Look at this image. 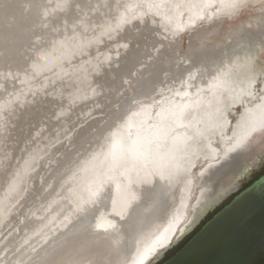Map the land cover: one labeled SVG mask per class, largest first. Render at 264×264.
Returning <instances> with one entry per match:
<instances>
[{"label": "bare ground", "instance_id": "obj_1", "mask_svg": "<svg viewBox=\"0 0 264 264\" xmlns=\"http://www.w3.org/2000/svg\"><path fill=\"white\" fill-rule=\"evenodd\" d=\"M228 38L261 74L264 0H0V86L29 91L0 109V264H141L187 196L177 238L206 179L264 135V108L230 120L239 83L212 67ZM186 58L201 71L182 87Z\"/></svg>", "mask_w": 264, "mask_h": 264}, {"label": "rangeland", "instance_id": "obj_2", "mask_svg": "<svg viewBox=\"0 0 264 264\" xmlns=\"http://www.w3.org/2000/svg\"><path fill=\"white\" fill-rule=\"evenodd\" d=\"M125 4H126V2L120 1L118 3V7H117L118 10H121V8ZM220 7H221L220 4L218 2H216V4H212L210 6V9L214 12V14L218 15V13L220 12V10H219ZM206 13H207L206 14L207 17L205 19L204 18L201 19V22L202 21L205 22L204 27H202L200 24H197V26L194 27L193 29H195L196 31H199L200 29H206L207 30L209 28L208 26L211 24L210 15H209L208 11ZM118 15H119L118 13H115V15L114 14H111V15L108 14V15H102V16L100 15L99 21L101 23H105V22H108L109 20L115 19ZM97 23L99 25V22H97ZM105 25H107V24H105ZM107 27H110V26H107ZM190 31H191V29L188 27L183 32V36H182L183 39H181L182 43H180V48L179 49L177 48V50L174 51V54H177L178 52L180 54L186 53V48H187L188 41H189ZM103 33H104V31L102 29H100L99 27H97L96 29H93L92 33H88L86 35L87 37L90 38L88 43H92L95 38H98L99 35H101ZM36 35H38V34H36ZM77 35H78V33H77ZM79 36H81V35H79ZM200 36L201 35L198 34L199 39L201 38ZM186 38H187V40H186ZM186 41H187V43H186ZM233 43H234V40H232L231 38H228L227 39V45L224 47L223 50L216 48L219 55H218V58L216 60H214V64L212 65V67L215 71V75H216V77H218L219 80H223L224 78L228 77L229 79H232L233 81H236L237 83H239L238 89L236 90V95L237 96L243 95V97L241 99L242 102L240 101L241 103L239 102L237 104H231L230 105V107H231L230 120L232 123L236 122V120L241 115V112L244 110L250 111V110L256 109L257 107L260 109L264 108V70L262 71L261 74L260 73L259 74L254 73L253 75L250 74V72L246 66L247 61H248L247 58H243V57L240 58L237 55L235 56V53H233L230 50L231 47L233 46ZM36 46L37 45H35V47ZM40 51H44V50L41 49ZM48 52H50L48 55H50L51 58L47 57ZM45 53H44V55L48 59L49 58L51 60L54 59L56 57V56H54L56 54V46L53 47L52 52L48 51L46 49ZM261 56L264 59V51H262L261 55L258 57V60L261 59ZM181 61H184V63L187 61V65H184V67H183L184 78L182 80H180V78H179L178 84L182 87H185V86H188L191 81L197 79L198 74L201 71V64L197 60L188 59V58H186V61H185V59H182ZM262 63H264V60ZM32 65H33V67H35L37 64L32 63ZM177 69H178V71H181V68H177ZM0 87L2 89L1 90V92H2L1 98H0V109L3 108V105L4 106L15 105L17 100H18V102H22L25 94H28V92H29V91L28 92L26 91V93H24L19 89L9 90L8 89L9 84H6V83H3V84L1 83ZM32 92H33V90H32ZM43 114H44L43 111L40 109L39 111H37V113L33 114L30 118H26L23 121H25V123L29 127H45L47 125L48 121H44V118L42 116ZM34 119L37 121H35ZM79 123L82 125L83 121H81ZM263 124H264V122H262L261 126ZM81 125H79L78 128ZM227 131H228L227 132L228 135L231 136L232 128L229 127ZM249 140L251 141V145L248 146V141L244 142L240 146L241 148L239 147V149H238L239 151H237V153L234 156H232V158L227 162L228 166L226 165L225 168H220L216 172H213L210 175L211 177L209 176L210 180L207 178L208 179V181H207V179H206L204 186L202 187V196L200 197L201 199H204L203 203L206 204L205 206H207V205L211 204L213 201H215L217 196H213V194H214L213 191L215 192V190H216V193L219 195V193L231 189L232 188L231 187L232 186V178L231 177H233V178L235 177L232 174H236L237 172L241 171V169L244 168L243 166L247 167V169L249 167H251L252 166L251 163L253 162V159L259 157L260 154L263 152V150H264V135L262 137H259L257 134L251 135V137H249ZM249 147L251 149H249ZM248 153H251L250 155L252 156V158H249L248 162L246 163L244 161L243 155L248 154ZM258 161H260V162L256 167H257V170H259V171L254 173L251 176V178L248 179L247 181L245 179H247L246 177L250 176V175H248L250 173L248 172L247 174H245L239 180L240 190L236 194H238L239 192H241L242 190L247 188L256 179H258L259 177H261L264 174V156H262L261 159L257 160L256 162H258ZM242 164H246V165H242ZM231 168H232V171L229 172V175L220 179V177L223 174H225L227 170H230ZM219 170H220V172H219ZM214 173L216 176L214 175ZM208 187H209V189H207ZM215 187H216V189H215ZM203 190H205V191H203ZM236 194L229 196L228 200H226L223 204H221L220 209H222L230 201V199L232 197H234ZM186 200H187V196H186V199L184 196L182 198V201H181L179 207H178V211L175 214L174 220H172L169 227L165 229V231L163 233L164 236H161V239L158 242L159 244L157 243L158 247H162V246L166 245L167 243H169L171 234L174 232L178 221L185 216ZM220 209L217 211H212L206 217H204V219H202V221L200 222L198 227L196 226V230H198L203 224H205L207 221H209L216 213H218L220 211ZM190 210L191 209L189 208V211ZM182 214H184V215H182ZM191 236H192V233L188 234V236L185 239H182L176 246H174L170 250H168V252L165 253L164 257L160 261H158L156 264H161L162 262L167 260L169 257H171L173 254H175L186 243V241ZM163 240H165V241H163ZM160 241H162V242H160Z\"/></svg>", "mask_w": 264, "mask_h": 264}, {"label": "water", "instance_id": "obj_3", "mask_svg": "<svg viewBox=\"0 0 264 264\" xmlns=\"http://www.w3.org/2000/svg\"><path fill=\"white\" fill-rule=\"evenodd\" d=\"M250 154L242 156L246 163L252 158ZM258 158L253 159L252 166ZM243 167L241 171L232 174L235 177H231V189L219 193L215 201L205 206L199 216L181 230L177 238L157 249L153 256L146 257L141 264H156L168 250L191 233L210 211L236 194L240 190L239 180L251 168ZM162 264H264V174L236 194L178 252Z\"/></svg>", "mask_w": 264, "mask_h": 264}, {"label": "flooded vegetation", "instance_id": "obj_4", "mask_svg": "<svg viewBox=\"0 0 264 264\" xmlns=\"http://www.w3.org/2000/svg\"><path fill=\"white\" fill-rule=\"evenodd\" d=\"M259 162H260V161L256 162V163L250 168V170H249V173H250V174H248V175H250V176H249V177H246V176H245V177L247 178V179H245L246 181H247L248 179H250L251 176H252L254 173H256L257 171H259V170H257V167H256V166L259 164ZM248 175H247V176H248ZM233 195H234V194H233ZM231 196H232V195H231ZM228 198H229V197H228ZM228 198H226L221 204H223L226 200H228ZM233 198H234V197H232V198L230 199V201H231ZM230 201H229V202H230ZM229 202H228V203H229ZM228 203H227V204H228ZM221 204H219V205L215 208L216 210L214 209L213 211H217V210H219ZM227 204H226V205H227ZM220 210H221V209H220ZM211 212H212V211H210L209 213H211ZM209 213H208V214H209ZM208 214H207V215H208ZM207 215H206V216H207ZM198 225H199V224H198ZM198 225H197V227H198ZM203 226H204V224H203L198 230H196V227H195V229L191 232V233H192V236L186 241V243H187V242H188V241H189V240H190V239H191V238H192V237H193V236H194V235H195V234H196V233H197V232L203 227ZM195 230H196V231H195ZM189 234H190V233H189ZM187 236H188V235H186L183 239H185ZM186 243H185V244H186ZM185 244H184V245H185ZM184 245H183V246H184ZM183 246H182V247H183ZM182 247H181V248H182ZM181 248H180V249H181ZM180 249H179V250H180ZM179 250H178V251H179ZM178 251H177V252H178ZM167 252H168V251H167ZM173 255H174V254H173ZM173 255H172V256H173ZM169 258H170V257H169ZM169 258H168V259H169ZM165 261H166V260H165ZM162 263H163V262H162ZM162 263H161V264H162Z\"/></svg>", "mask_w": 264, "mask_h": 264}]
</instances>
